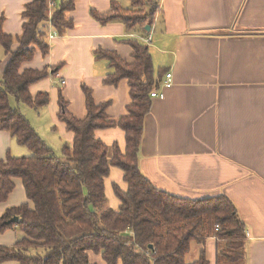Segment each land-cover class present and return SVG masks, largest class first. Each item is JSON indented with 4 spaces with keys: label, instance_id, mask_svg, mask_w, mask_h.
I'll return each mask as SVG.
<instances>
[{
    "label": "crops",
    "instance_id": "0c3cea01",
    "mask_svg": "<svg viewBox=\"0 0 264 264\" xmlns=\"http://www.w3.org/2000/svg\"><path fill=\"white\" fill-rule=\"evenodd\" d=\"M30 1L0 0L6 33L22 34V12ZM74 1L75 8L68 12L74 25L60 34L48 22L49 53L44 56L38 50L23 65L48 67L50 72L31 86L33 95L50 93V104L32 108L27 117L35 130L49 145L50 141L62 148L68 144L74 133L57 116L59 95L68 101L69 112L83 119L87 116L85 87L92 90L96 102H108L106 113L111 118L125 115L132 102L128 80L108 84L112 67L96 56V50L113 51L133 62L132 41L147 44L155 68L173 73V86L153 98L145 117L141 172L155 187L181 197L225 194L233 199L249 233L247 264H264V0H147L145 4L156 3L157 12L146 35L140 26L129 28L120 20L102 24L92 16L91 10L107 13L113 3L131 7L132 0ZM53 33L57 34L50 37ZM19 46L15 41L12 47ZM9 58L0 45V77ZM20 110L23 113L22 106ZM125 135L118 126L96 131V137L110 147L109 156L114 143L125 150ZM14 138L0 130L1 158L15 146ZM110 174L107 197L115 209L120 201L113 185L127 189V184L120 168L112 167ZM14 181L11 195L0 202V216L12 206H34L23 181ZM23 237L22 231L7 229L0 232V245L13 246ZM208 242L212 248L207 246V257L215 264L216 239Z\"/></svg>",
    "mask_w": 264,
    "mask_h": 264
},
{
    "label": "trees",
    "instance_id": "16d2710c",
    "mask_svg": "<svg viewBox=\"0 0 264 264\" xmlns=\"http://www.w3.org/2000/svg\"><path fill=\"white\" fill-rule=\"evenodd\" d=\"M131 7H113L107 13L91 10L102 24L112 20L125 22L129 28L140 26L146 35L153 22L156 3L147 8L132 0ZM74 0H32L25 6L23 32L14 36L2 29L0 45L10 60L0 77V130L11 132L19 145L29 147L34 155L0 157V202L6 201L15 187V178L23 181L29 203L12 206L0 216V232L16 228L25 235L13 246L0 245V262L16 264H96L89 251L102 253L107 264H210L207 240L216 239L215 264H247L248 232L233 199L225 194L203 198H185L172 194L153 183L139 168V151L145 117L153 105L152 91L162 87L166 69L155 68L147 44L132 41L134 61L128 62L116 52L96 50L112 67L108 84L127 78L132 102L127 113L111 118L108 102L94 100L85 87L87 116L80 119L68 110V101L59 95V121L74 133L71 144H64L58 155L48 146L29 119L13 106L27 104L38 110L50 104V93L31 86L50 75L48 67L23 68L38 50L47 55L48 22L63 34L74 25L69 16ZM138 8V9H136ZM20 46L13 49V43ZM166 90V89H164ZM118 126L125 131L124 151L114 143L110 147L96 137L98 128ZM124 173L127 189L114 183L119 209L108 205L106 180L111 168ZM13 216L18 221L9 223ZM201 245L199 257L187 262L191 243ZM152 244L153 248L149 245Z\"/></svg>",
    "mask_w": 264,
    "mask_h": 264
},
{
    "label": "rangeland",
    "instance_id": "374dc122",
    "mask_svg": "<svg viewBox=\"0 0 264 264\" xmlns=\"http://www.w3.org/2000/svg\"><path fill=\"white\" fill-rule=\"evenodd\" d=\"M140 5L141 4H138L137 7L138 8H143L144 7V9L147 8V4H142V6H140ZM138 8H136V9H138ZM10 102L12 103L13 106L17 105L20 108L22 106L23 107V115H25L28 118L30 117L29 114L33 111V109L30 108L27 104H18V103H16L15 98L13 96L10 97ZM28 110H30V111H28ZM21 113H22V111H21ZM31 119L33 120V122L36 125V121L32 117H31ZM39 130H41V129H39ZM42 133L44 134V136H45V134H46V136L48 135V133H45V131H42ZM71 142H72V140H69L68 141V145L71 144ZM50 144L51 145H49V144L48 145L51 146V148L53 149V152H55L56 154L59 155L61 153L62 146H56L55 142L53 143L51 141H50ZM18 149H21V151H23L24 153H20V151ZM8 154H11V155L17 156V157H25V156L34 155L33 151L29 147L19 145L16 142V139H15V146L12 149L10 148V152ZM8 154H6V155H8ZM108 205L110 207H113V204L111 203V200H108ZM115 209H119V206L117 208H115ZM209 243H211V242L207 243L208 248L209 247L212 248ZM191 245H192L191 250L186 255V259H187L188 263H190V261L196 260L199 257V251H200V247H201V245L197 244L194 241L191 243ZM89 259H90L91 262L96 263V264H107L104 261V259H103L102 253H97V252H95L93 250L89 251ZM119 261H120L119 264H124L123 261H121V260H119Z\"/></svg>",
    "mask_w": 264,
    "mask_h": 264
},
{
    "label": "built area",
    "instance_id": "2783aa9c",
    "mask_svg": "<svg viewBox=\"0 0 264 264\" xmlns=\"http://www.w3.org/2000/svg\"><path fill=\"white\" fill-rule=\"evenodd\" d=\"M57 34V33H56ZM55 33L51 34L50 37L56 35ZM66 83L65 80H62V84ZM171 86H173V73L170 71L166 73V76L164 80L162 81V87L160 89H155L152 91L151 96L153 98H156L157 96H160L162 94L163 89H169Z\"/></svg>",
    "mask_w": 264,
    "mask_h": 264
},
{
    "label": "water",
    "instance_id": "95a60500",
    "mask_svg": "<svg viewBox=\"0 0 264 264\" xmlns=\"http://www.w3.org/2000/svg\"><path fill=\"white\" fill-rule=\"evenodd\" d=\"M147 29L150 30L151 29V25H147ZM13 221H18V216H13L11 220H9V223H12ZM150 247H154L152 246V244L149 245Z\"/></svg>",
    "mask_w": 264,
    "mask_h": 264
}]
</instances>
